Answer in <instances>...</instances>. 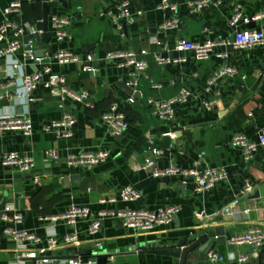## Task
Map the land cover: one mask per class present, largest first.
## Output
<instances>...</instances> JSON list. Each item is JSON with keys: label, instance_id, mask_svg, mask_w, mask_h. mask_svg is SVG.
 <instances>
[{"label": "crops", "instance_id": "1", "mask_svg": "<svg viewBox=\"0 0 264 264\" xmlns=\"http://www.w3.org/2000/svg\"><path fill=\"white\" fill-rule=\"evenodd\" d=\"M14 1L0 0V23L6 19V11ZM129 1L132 11L142 10L144 14L137 23L127 25L123 33L115 29L108 17L99 16L100 10L112 7L104 0H65L66 6L59 0L50 2L49 31L52 15H67L71 18L72 39L63 45H57L52 39L48 48L53 53L65 48L80 54L82 59L68 66L53 65V70L67 76L74 92L87 93L94 107L64 99L54 90L43 87L32 94V101L21 98L0 106L2 115L29 116L34 124V134L29 139L19 132L0 133V154L16 152L31 156L37 167L34 174L28 175L0 164V211L12 207L23 213L25 221L20 229L40 237L57 234L62 239L76 233L80 243L72 247L92 250V253H116L118 256L107 264H175L174 259L154 252L175 247L181 239L196 240L204 234L209 235V241L201 248L208 252L189 264H212L209 260L212 251L227 261L246 256L255 264H264V247L228 243L231 237L253 228L264 232V199L249 197L254 187L264 186V147L253 161L246 162L242 151L231 145L232 137L239 133L257 141L264 126V83L261 84L264 46L245 52L220 47L219 53L229 54L227 59L213 55L202 61H197L190 52L175 49L177 41L183 38L233 41L236 30L263 28L264 20L249 25L241 23L238 29L230 27L229 22L239 10L248 18L264 13V0H223L220 10H206L196 17L187 13L186 3L190 0H170L179 5L176 14L158 10L162 0ZM175 16L182 21L181 29L162 31L160 25ZM21 20L38 25L44 32L43 2L24 5ZM36 42L37 51H43L41 35ZM7 45L8 42H1L0 49ZM119 51H133L148 63L146 70H134L138 86L132 85V71L105 61L108 53ZM141 51L148 54L142 57ZM156 56L183 61L160 66ZM89 57H95L96 70L90 66L84 70ZM11 60L19 67L0 58V85L13 79L20 86L25 75L38 70L22 51L15 53ZM225 66L236 67L240 75L220 82L207 94V80ZM125 85L133 87V95L125 91ZM186 87L191 90L192 98L187 105L176 108L173 122L166 123L154 115L149 99L168 101ZM131 97L134 103L129 102ZM205 103H209L210 110ZM113 104L129 123L121 137H115L102 122V116ZM65 115L77 120L72 137L56 138L53 132L42 130L44 125L59 121ZM167 133L171 135L164 136ZM152 148L161 151L157 161L160 168L191 169L198 164L201 168H224L229 177L207 194L194 191L193 178L187 184L182 177L153 178L144 169ZM49 150L57 151L60 158L47 161L45 152ZM103 151L110 153L109 159L93 168L75 169L68 165L70 155ZM128 186L140 191L142 199L123 201L120 193ZM114 198L115 202L109 201ZM74 206L89 209L91 218L81 219L75 226L65 221H41L42 217L64 213ZM167 206L180 208L175 217L177 221L152 232L127 230L115 217L107 216L98 234H88L91 221L101 212L139 208L155 211ZM7 226L0 218V230ZM45 247V243L23 247L3 235L0 264H55L52 260L44 263V258L51 255L43 254ZM21 248L42 255L37 259H17ZM67 249L51 256L63 254ZM57 264H68V261Z\"/></svg>", "mask_w": 264, "mask_h": 264}, {"label": "built area", "instance_id": "2", "mask_svg": "<svg viewBox=\"0 0 264 264\" xmlns=\"http://www.w3.org/2000/svg\"><path fill=\"white\" fill-rule=\"evenodd\" d=\"M112 5L109 10H100V17H108L113 23L115 29L123 33L125 26L133 25L143 16L142 10H131L129 0H104ZM42 2V0H15L6 11V19L0 23V43L8 42L6 48L0 49V58L12 61L11 58L18 51L23 52L26 60L37 67L36 72L25 75L19 86L13 79H8L0 85V106L4 103H9L13 100L25 98L32 101V94L39 88H49L54 90V93L64 99L69 98L79 103H85L88 108H93L94 104L89 99L87 93L78 94L74 92L68 85L67 76L61 72H55L53 65L68 66L71 64L81 62L80 54L60 48L53 56L38 57L35 55L37 51L36 38L44 32L38 25L24 23L21 20L23 7L26 4L34 5ZM224 6L223 0H190L186 3V10L189 16L196 17L206 10H220ZM158 10L170 11L176 14L179 11V5L170 0H162L158 5ZM264 20V13L255 14L253 17H244L242 11H237L231 18L230 27L238 29L242 23L249 25L252 22L258 23ZM42 21H39L41 23ZM71 18L67 15H52L50 17V32L53 35V40L57 45H63L70 39ZM182 26V21L178 17H172L160 25L162 31H179ZM13 37L9 41V37ZM29 38L27 43L23 42L24 38ZM264 46V27L261 29H243L236 30L233 41L209 39L205 41H192L186 38L179 39L176 43L177 52H190L194 55L197 61L207 60L213 55L220 58H228V53H219L220 47H225L234 51H251L257 47ZM147 51H141L142 57L146 56ZM105 61L114 63L120 69H128L132 71L134 81L132 85L138 86L136 71L146 70L148 63L144 59H140L139 54L133 51H119L108 53L105 56ZM156 62L160 66H167L173 62H182L183 60H171L162 56L155 57ZM89 57L88 63H90ZM14 63V61H12ZM19 67L17 63L12 65ZM88 66L84 68L87 70ZM240 75L239 70L233 66H225L217 71H214L207 80V94L213 92L215 87L222 81L234 79ZM246 79V76H242ZM158 88V85H153ZM133 88V87H132ZM192 98L191 90L186 87L181 93L168 101L149 99L148 104L152 108L154 115L160 120L171 123L176 117V108L187 105ZM130 103H134L133 97L129 99ZM205 107L210 110L209 103H205ZM102 122L112 132L115 137H121L129 128V123L126 116L119 112L117 105L113 104L109 111L102 116ZM77 124L76 118L72 115H65L61 120L46 124L42 130L46 133L53 132L56 138H70L73 136V129ZM3 132H19L25 138L29 139L34 134V124L29 116L25 115H2L0 113V133ZM170 133L164 136H170ZM231 145L242 151L246 162L254 160L259 150L264 147V126L260 131V136L257 141H251L244 133L236 134L231 139ZM161 151L152 148L150 156L146 158L144 169L150 171L153 178H172L182 177L187 184L193 178L194 191L197 194H207L215 191L221 184H223L229 177L228 172L224 168H201L200 165H195L191 169H182L178 167L160 168L158 166V158ZM46 160L57 161L60 157L55 150L45 152ZM110 157L108 151H103L97 154L81 153L78 155H70L68 157V165L75 169L81 167L93 168L97 165L105 163ZM0 164L6 168L18 171L21 174H34L37 167L34 159L31 156H22L16 152L0 154ZM38 182V177L35 178ZM120 198L125 202H136L142 199V193L134 187L128 186L123 188L120 193ZM115 198L109 201L115 202ZM105 203L106 201H102ZM180 208L177 206H167L155 211L144 208L127 209L118 213L101 212L99 216L91 221L88 228V234L95 236L102 228L103 219L107 216L115 217L121 225L127 230L134 232H152L159 226L170 225L173 223L175 217L179 214ZM91 211L87 208L74 206L64 213L52 215L49 217H42L41 221H49L58 223L65 221L71 226H75L81 219H90ZM1 220L8 226L0 230V248L2 246L3 235L9 237L11 241L26 246L27 244H41L45 243L44 253L55 254L60 250L70 248L80 243L79 237L76 233L63 236L60 239L57 234H50L43 237L20 229L23 225L25 217L23 213L16 211L12 207H6L0 211ZM228 243L232 246L254 245L258 248L264 247V232L260 228L250 229L248 232L231 237ZM24 249V248H23ZM42 254L29 252L20 249L17 259H37ZM50 255V257H51ZM49 258V257H48ZM47 257L44 258V263L51 261ZM209 260L212 264H255L248 257L242 256L236 260H224L217 252L212 251L209 255ZM68 264H84L83 258L76 260H69ZM87 264H96L95 259H90Z\"/></svg>", "mask_w": 264, "mask_h": 264}, {"label": "water", "instance_id": "3", "mask_svg": "<svg viewBox=\"0 0 264 264\" xmlns=\"http://www.w3.org/2000/svg\"><path fill=\"white\" fill-rule=\"evenodd\" d=\"M52 0H42L43 2V19H44V33L41 35L42 42L44 44V50L36 51L35 55L38 57L45 56V53L48 51L49 56H53L52 48H48L49 43L51 42L53 35L49 31V15H50V2ZM61 4L65 5V0H59ZM126 28V26H125ZM29 38L26 39V43L28 42ZM91 62L87 64L97 69V62L95 57L91 58ZM37 71V70H36ZM35 71V72H36ZM264 83V77H262L261 84ZM259 83L256 85V87ZM126 86V85H125ZM255 87V88H256ZM125 91L133 95L134 90L129 87H124ZM168 180L170 178H167ZM249 197L252 199H264V186L262 187H254L252 191L249 193ZM174 221H177L175 218ZM103 225V224H102ZM209 241V235L204 234L200 238L196 240L192 239H181L177 246L170 247L168 249L157 250L154 254L164 257H170L175 260V264H189L193 263L200 257L201 254L208 252L206 249H202V244ZM198 253L196 254L195 252ZM118 255L113 252H101V253H92V250H85V249H78L76 247H70L67 251L63 254H56L54 256L49 257V260H52L55 264L59 263L60 261H69V260H76L78 258H83L84 264H87L90 259H95L96 264H107L108 261L112 260L114 257Z\"/></svg>", "mask_w": 264, "mask_h": 264}]
</instances>
